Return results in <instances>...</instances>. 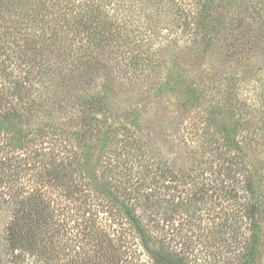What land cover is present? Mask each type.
Wrapping results in <instances>:
<instances>
[{
    "label": "trees",
    "instance_id": "1",
    "mask_svg": "<svg viewBox=\"0 0 264 264\" xmlns=\"http://www.w3.org/2000/svg\"><path fill=\"white\" fill-rule=\"evenodd\" d=\"M0 221V264H264V0H0Z\"/></svg>",
    "mask_w": 264,
    "mask_h": 264
},
{
    "label": "rangeland",
    "instance_id": "2",
    "mask_svg": "<svg viewBox=\"0 0 264 264\" xmlns=\"http://www.w3.org/2000/svg\"><path fill=\"white\" fill-rule=\"evenodd\" d=\"M180 64V61L178 62ZM171 72V82L167 83L168 85L166 86L165 84L162 85V88H160V94H162V98H165V94L167 95V97H170L173 94H176L177 92L181 91L182 89H184L185 84H187V79L185 76V73H183V70L181 69V67L177 64H170L169 68L165 69L164 71L161 72L165 73V72ZM180 75L177 77V75ZM175 79V80H174ZM171 88V90H168L169 87ZM169 91V92H167ZM45 93L42 94V96H44ZM142 99H140V96L138 95L137 97L134 94L131 95H127L125 93H123L120 97L115 98V101L117 102L118 106H120L122 109L125 110H131V111H136V108H138V110L142 109V107L140 105H142V103H144V101H141ZM146 102V101H145ZM147 108V107H146ZM223 111H225V115L227 114L228 118H231V114H233V117L231 118L232 120L235 119V117L238 116L239 114H242V116L245 119H248L249 116L247 114L248 109L247 108H243L238 110L236 108H232V107H228V109L223 108ZM150 112V111H149ZM139 115H142V113H140ZM201 116L200 113H196L194 110H188L185 112L183 117L178 118V121H180L182 118H184V121L186 124V127L188 128H192L193 123L198 122L199 117ZM184 124V123H183ZM0 229H1V221H0ZM15 262V261H14ZM11 263V264H14ZM19 261H17L18 263ZM37 264L35 261L34 257L28 256L26 255V260H24L23 262H21V264Z\"/></svg>",
    "mask_w": 264,
    "mask_h": 264
}]
</instances>
